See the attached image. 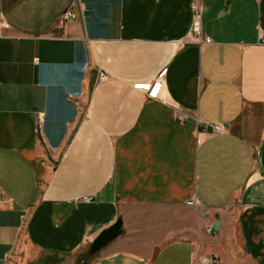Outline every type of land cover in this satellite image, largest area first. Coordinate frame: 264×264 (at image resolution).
<instances>
[{"label": "crops", "instance_id": "crops-1", "mask_svg": "<svg viewBox=\"0 0 264 264\" xmlns=\"http://www.w3.org/2000/svg\"><path fill=\"white\" fill-rule=\"evenodd\" d=\"M192 2L0 0V264H264V0Z\"/></svg>", "mask_w": 264, "mask_h": 264}, {"label": "built area", "instance_id": "built-area-1", "mask_svg": "<svg viewBox=\"0 0 264 264\" xmlns=\"http://www.w3.org/2000/svg\"><path fill=\"white\" fill-rule=\"evenodd\" d=\"M191 9H192V13H193V17H192V23H191V34L193 35L196 43H198L199 45H207L210 43V40L206 37L203 36L202 33V18H201V9H200V5H199V0H193L192 4H191ZM72 16V13L70 11H67L63 14L62 17V21H66L68 20L70 17ZM165 71H163L158 77L157 79H161L164 75ZM105 76L100 73L98 75V79L102 80L104 79ZM136 89L144 91L147 96L149 98L152 99H163V86L162 84H160L159 82L156 83H148L147 85H138L135 86ZM177 112L179 116H182V119L185 118L184 114H182L181 109L177 108ZM223 127L222 126H214L213 127V131L215 132H220L222 131ZM83 202H90L91 198L90 197H82L80 199ZM11 202L10 199H6V200H0V204L3 203H9ZM187 205L192 207L195 205V201L194 199H190L187 202ZM24 216L25 213H23V215L21 216V218H23L24 220ZM220 263V259L217 255L214 254H210V255H204V256H200L198 257L194 264H219Z\"/></svg>", "mask_w": 264, "mask_h": 264}, {"label": "water", "instance_id": "water-1", "mask_svg": "<svg viewBox=\"0 0 264 264\" xmlns=\"http://www.w3.org/2000/svg\"><path fill=\"white\" fill-rule=\"evenodd\" d=\"M220 226V221L217 219L212 227L211 234L214 235ZM122 229V220L120 218L116 219L113 224L103 229L90 243L88 249V255L92 256L98 253L102 248L108 245L110 242L115 240L120 234Z\"/></svg>", "mask_w": 264, "mask_h": 264}, {"label": "rangeland", "instance_id": "rangeland-1", "mask_svg": "<svg viewBox=\"0 0 264 264\" xmlns=\"http://www.w3.org/2000/svg\"><path fill=\"white\" fill-rule=\"evenodd\" d=\"M88 249L82 254L72 257V258L47 256L37 264H91L96 254L89 256Z\"/></svg>", "mask_w": 264, "mask_h": 264}]
</instances>
